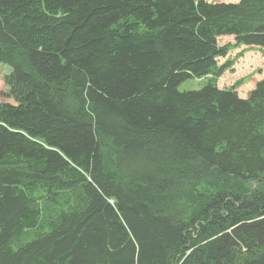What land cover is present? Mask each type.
<instances>
[{
    "label": "trees",
    "instance_id": "1",
    "mask_svg": "<svg viewBox=\"0 0 264 264\" xmlns=\"http://www.w3.org/2000/svg\"><path fill=\"white\" fill-rule=\"evenodd\" d=\"M224 34L264 46V0H0V264H264V78L216 84Z\"/></svg>",
    "mask_w": 264,
    "mask_h": 264
},
{
    "label": "rangeland",
    "instance_id": "2",
    "mask_svg": "<svg viewBox=\"0 0 264 264\" xmlns=\"http://www.w3.org/2000/svg\"><path fill=\"white\" fill-rule=\"evenodd\" d=\"M212 2H238L239 0H208ZM221 46L228 47L225 56L218 58L219 65L227 64L216 84L221 88L235 89L243 98H247L257 83L264 78V46L237 43L232 34L218 37ZM11 66L0 62V92L6 89L4 75L11 71ZM211 75L201 78H189L179 85V89L192 90L204 87ZM3 98L0 97V101ZM4 100V99H3Z\"/></svg>",
    "mask_w": 264,
    "mask_h": 264
}]
</instances>
